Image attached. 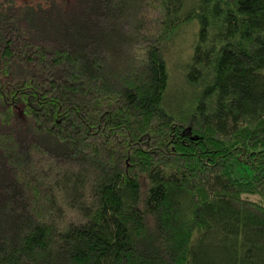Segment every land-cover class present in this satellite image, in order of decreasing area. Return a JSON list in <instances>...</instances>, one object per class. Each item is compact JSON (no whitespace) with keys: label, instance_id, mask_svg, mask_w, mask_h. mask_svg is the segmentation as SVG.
<instances>
[{"label":"trees","instance_id":"trees-1","mask_svg":"<svg viewBox=\"0 0 264 264\" xmlns=\"http://www.w3.org/2000/svg\"><path fill=\"white\" fill-rule=\"evenodd\" d=\"M0 264H264V0H0Z\"/></svg>","mask_w":264,"mask_h":264},{"label":"rangeland","instance_id":"rangeland-1","mask_svg":"<svg viewBox=\"0 0 264 264\" xmlns=\"http://www.w3.org/2000/svg\"><path fill=\"white\" fill-rule=\"evenodd\" d=\"M193 26H191L192 28ZM189 41L187 38L182 41L179 39L175 43H170L165 52V61L170 68V81L174 87L180 83L183 64L186 61V56L189 53ZM256 201V198H253Z\"/></svg>","mask_w":264,"mask_h":264}]
</instances>
